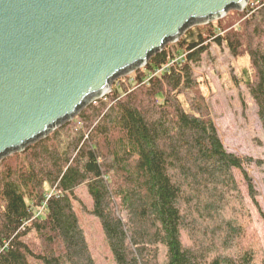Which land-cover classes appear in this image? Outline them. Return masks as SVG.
<instances>
[{
    "label": "trees",
    "instance_id": "1",
    "mask_svg": "<svg viewBox=\"0 0 264 264\" xmlns=\"http://www.w3.org/2000/svg\"><path fill=\"white\" fill-rule=\"evenodd\" d=\"M254 2L238 27L225 17L187 29L133 85L0 161V264H97L83 211L111 264H264L234 174L264 222L247 173L262 162L225 149L192 68L212 44L246 55L243 84L264 135V0Z\"/></svg>",
    "mask_w": 264,
    "mask_h": 264
},
{
    "label": "water",
    "instance_id": "2",
    "mask_svg": "<svg viewBox=\"0 0 264 264\" xmlns=\"http://www.w3.org/2000/svg\"><path fill=\"white\" fill-rule=\"evenodd\" d=\"M249 0H0V161Z\"/></svg>",
    "mask_w": 264,
    "mask_h": 264
},
{
    "label": "rangeland",
    "instance_id": "3",
    "mask_svg": "<svg viewBox=\"0 0 264 264\" xmlns=\"http://www.w3.org/2000/svg\"><path fill=\"white\" fill-rule=\"evenodd\" d=\"M254 1L249 0L241 10H230L225 16L227 19L224 25L231 24L233 28L238 27L242 21V11ZM256 4L257 2H254L252 5ZM217 21L200 24L197 27L206 29L210 24L216 25ZM169 45L174 46L175 43ZM192 68L225 149L237 156L251 157L262 162L260 166L252 164L247 168V173L259 193L256 201L264 213V135L256 115L255 105L245 89L242 77L243 70L251 71L249 59L246 55L235 58L225 47H217L212 44L208 52L204 53L199 62L192 65ZM133 80V72L118 78L106 95H112V90L118 85H120L119 92H121L122 88H127L130 84L133 85ZM234 174L251 213L254 229L263 239L264 222L248 197L241 173L235 170ZM83 212L80 213L81 221L97 264H111L97 222L91 217L85 216Z\"/></svg>",
    "mask_w": 264,
    "mask_h": 264
}]
</instances>
